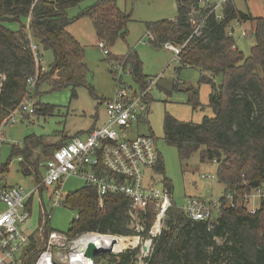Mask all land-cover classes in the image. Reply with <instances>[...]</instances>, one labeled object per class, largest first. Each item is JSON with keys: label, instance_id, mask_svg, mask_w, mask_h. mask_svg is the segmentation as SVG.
Returning <instances> with one entry per match:
<instances>
[{"label": "trees", "instance_id": "trees-1", "mask_svg": "<svg viewBox=\"0 0 264 264\" xmlns=\"http://www.w3.org/2000/svg\"><path fill=\"white\" fill-rule=\"evenodd\" d=\"M82 1L0 0V73L4 74L0 83V122L18 109L28 93L38 95L42 83H48L53 90L71 87L73 95L78 86L86 85L92 90L85 81L84 49L67 30L72 19L66 10ZM198 3L199 0H176L174 20L161 19L146 24L147 35L152 36L149 38L151 45L170 42L181 47L178 53L181 66L199 69V83L211 86L207 105L213 116H204L199 123H194L165 114L162 138L176 148L180 160L198 152L200 161H215L216 178L225 186L223 194L229 192L236 196L234 206L224 205L225 199L220 197L219 214L213 220H192L172 205L161 233L154 241L148 264H264V199L254 214L249 213L238 199L251 188L264 186V17L242 12L231 0H226L222 4L221 19L218 20L215 13L207 15L201 35L194 36L191 11L196 10L198 18L207 14ZM80 16L91 20L97 43L102 42L105 47L127 35L130 14L121 11L116 0H98L83 9ZM22 20H27V24ZM233 20L251 23L254 44L247 56L239 51L233 36L228 34L227 28ZM9 22H16L19 27L12 29L7 26ZM28 35L40 45L41 51L53 53V61L44 72L35 63ZM112 58L118 59L117 56ZM121 60L123 67L129 65V73L138 86L129 88L135 92L145 90L149 76L143 74L138 55L129 52L121 56ZM60 69L69 73L64 81L53 77ZM29 77H35L30 91ZM216 77H220L219 83L215 82ZM186 92L187 103L192 109L203 106L197 87ZM146 101L148 104L151 101L149 93ZM43 106L35 105L34 113L45 111L47 108ZM74 137L82 135H65L52 143L45 142L43 136H26L21 147L13 145L10 148L8 159L3 162L5 172L11 157H21L19 164L23 174L33 175L37 184L43 176L39 163ZM159 169L163 172V161ZM165 182L172 192L171 182L167 178ZM43 190H49L47 200L50 198V189L39 185L36 195H39L42 211L38 218V232L28 235L20 256L21 264L35 263L45 246L47 233L53 230L49 226L50 213L42 203ZM32 198L30 196L27 201L30 212ZM61 204L76 212L66 232L68 235L101 233L120 236L127 248L112 254L107 264H130L133 261L139 245L135 242L137 233L131 227L126 196L107 194L100 206L95 187L84 184L73 192L64 193ZM153 219L154 212L149 206L144 217L146 227ZM140 236L146 237L147 232Z\"/></svg>", "mask_w": 264, "mask_h": 264}, {"label": "rangeland", "instance_id": "rangeland-1", "mask_svg": "<svg viewBox=\"0 0 264 264\" xmlns=\"http://www.w3.org/2000/svg\"><path fill=\"white\" fill-rule=\"evenodd\" d=\"M97 1L83 0L79 5L66 10L67 16L72 19L67 30L84 49L87 68L85 81L92 86V90L86 85L78 86L73 95L71 87L53 90L46 82L40 84L39 94L29 93V99L35 101V105L39 103L47 109L40 113L24 115L23 118L19 117L16 123L3 127L6 142L1 148L0 161L7 159L13 145L21 147L23 139L28 135L43 136L45 142L52 143L65 135L84 136L93 126H101L106 119L103 101L113 96L116 84L120 83L132 89L138 87L129 73V65L123 67L121 60V56L135 52L142 63L143 74L149 76V79L159 78L149 90L151 101L147 121L133 123L129 136L153 135L157 151L163 161V172L160 171V174L171 182L172 198L176 205L183 204L186 197H199L206 201L218 200L223 196L225 186L216 178L217 163L200 161L198 152L188 159L180 160L176 148L168 145L162 138L165 114L181 121L194 123H199L204 116H213L212 109L207 105L211 86L208 83H199V69L181 66L173 52L165 49L163 45L154 46L149 43L146 24L161 19L174 20L177 14L176 0H116L120 10L130 14V21L127 24V35L117 39L112 46L106 47L108 55L104 54L103 49L97 45L91 20L86 16L78 17L83 9ZM221 1L223 0H212L213 4H218L215 9L216 15L222 14ZM231 2L242 12L250 13L255 17H264V0H231ZM22 23L26 25L27 20L26 22L22 20ZM7 26L17 29L19 24L9 22ZM230 26L234 28L232 36L239 51L246 56L249 55L254 44L251 23L233 20ZM242 30L247 31L245 37L241 36ZM113 56H117L118 59H110ZM41 59L40 68L44 72L53 61V53L50 50L42 51ZM68 75L66 69H60L53 77L64 81ZM118 76L120 82H117ZM215 82L219 83L220 77H216ZM195 87L198 88L199 101L203 106L192 109L187 103L186 91ZM10 160L7 182L10 185H22L27 190L31 189L35 184V177L23 174L16 156L11 157ZM84 184L83 180L71 176L63 182L61 191L73 192ZM48 194L49 190L42 191V203L50 213L49 226L53 230L66 233L76 212L63 204L51 208L47 200ZM41 209L39 195L35 192L30 217L23 225L27 236L38 232ZM218 214V210H215L211 220ZM111 257L112 253L104 252L96 256L97 264H107Z\"/></svg>", "mask_w": 264, "mask_h": 264}, {"label": "built area", "instance_id": "built-area-1", "mask_svg": "<svg viewBox=\"0 0 264 264\" xmlns=\"http://www.w3.org/2000/svg\"><path fill=\"white\" fill-rule=\"evenodd\" d=\"M52 1V0H50ZM226 0L221 1L223 4ZM218 4L212 0H199L198 6L207 10L203 18H198L197 11L192 10L194 29L192 35L200 36L207 15L215 13ZM222 15H216L221 19ZM228 34L232 35L234 28L228 26ZM247 35L246 30L241 36ZM152 39L151 35H148ZM29 47L38 69L42 62L40 45L28 35ZM108 54L102 42L97 43ZM164 48L173 52L178 60L181 47L170 42L163 44ZM123 65V64H122ZM38 72V70H37ZM37 76V75H36ZM159 77L149 79L143 91H134L129 87L116 84L114 94L104 101L106 120L82 137H74L64 145L55 149L50 157L39 163L43 176L29 190L22 185H10L6 180L5 166L0 161V264H21V253L27 244L28 236L23 225L30 217L27 201L37 191L39 185L50 189L49 205L54 208L61 205L64 193L61 185L68 177H76L96 189L100 206L107 194H121L129 199L128 215L131 227L137 233L135 242L139 250L130 264H148L155 239L160 235L167 212L175 205L188 218L196 221L211 220L213 212L221 206L220 198L206 201L199 197H186L183 204L176 205L165 179L160 174L162 158L157 151L154 138L149 134L129 136L131 125L139 121H147L149 104L146 96ZM4 74L0 73V83ZM120 82V76L117 78ZM35 77H29V91L33 88ZM28 91V92H29ZM35 101L29 99V93L24 97L18 109L7 119L0 122V153L6 142L4 126L16 123L24 115L34 114ZM21 157H17L20 160ZM9 166V164H8ZM7 166V168H8ZM235 193L223 194L227 204L234 206ZM239 203L254 214L261 200L264 199V186L253 187L248 193L238 196ZM151 206L154 219L146 227L144 217L147 208ZM146 231L147 236L140 234ZM95 236L102 242L107 238L108 245L101 247L91 240ZM88 242H93L106 252L118 254L127 248L120 236L101 233H83L70 236L65 232L52 230L47 233L44 248L38 253L34 264H97L96 256L92 261L85 256ZM126 246V247H125Z\"/></svg>", "mask_w": 264, "mask_h": 264}, {"label": "water", "instance_id": "water-1", "mask_svg": "<svg viewBox=\"0 0 264 264\" xmlns=\"http://www.w3.org/2000/svg\"><path fill=\"white\" fill-rule=\"evenodd\" d=\"M104 252H106V249L101 247L98 248L93 242H88L85 249V256L93 261L96 255Z\"/></svg>", "mask_w": 264, "mask_h": 264}, {"label": "bare ground", "instance_id": "bare-ground-1", "mask_svg": "<svg viewBox=\"0 0 264 264\" xmlns=\"http://www.w3.org/2000/svg\"><path fill=\"white\" fill-rule=\"evenodd\" d=\"M91 240H94V242H96L97 245L101 246V245L99 244V240H98L97 237L93 236ZM107 242H109V240L106 238L105 241L102 242V245H103V246H101V247H105L106 245H108Z\"/></svg>", "mask_w": 264, "mask_h": 264}, {"label": "crops", "instance_id": "crops-1", "mask_svg": "<svg viewBox=\"0 0 264 264\" xmlns=\"http://www.w3.org/2000/svg\"><path fill=\"white\" fill-rule=\"evenodd\" d=\"M78 42H79V41H78ZM236 46H237V45H236ZM237 48H238V47H237ZM154 85H155V84H154ZM152 88H153V87H151L150 90H151ZM149 92H150V91H149ZM149 95H150V94H149ZM150 98H151V95H150ZM149 104H150V103H149ZM105 120H106V119H105ZM104 122H105V121H104ZM104 122H103V123H104ZM92 128H96V126H93ZM4 145H5V144H4ZM2 147H3V146H2ZM9 152H10V151H9ZM7 159H8V157H7ZM7 159H6V160H7ZM6 160L3 161V162H6ZM17 162L19 163V160H17ZM8 168H9V166H8ZM7 175H8V171H7V173H6V177H7ZM163 178L166 179L165 177H163ZM34 186H35V184L33 185V187H34ZM33 187H32V188H33ZM171 194H172V192H171Z\"/></svg>", "mask_w": 264, "mask_h": 264}]
</instances>
